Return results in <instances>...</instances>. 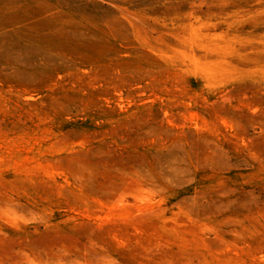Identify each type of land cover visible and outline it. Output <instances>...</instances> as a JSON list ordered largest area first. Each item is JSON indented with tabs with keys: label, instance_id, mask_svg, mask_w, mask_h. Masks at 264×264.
<instances>
[{
	"label": "rangeland",
	"instance_id": "1",
	"mask_svg": "<svg viewBox=\"0 0 264 264\" xmlns=\"http://www.w3.org/2000/svg\"><path fill=\"white\" fill-rule=\"evenodd\" d=\"M0 264H264V0H0Z\"/></svg>",
	"mask_w": 264,
	"mask_h": 264
}]
</instances>
